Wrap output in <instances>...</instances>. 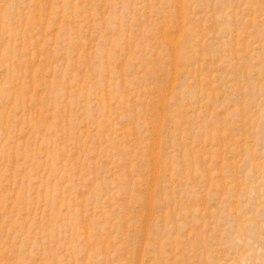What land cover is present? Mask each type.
I'll list each match as a JSON object with an SVG mask.
<instances>
[{"label": "rangeland", "instance_id": "obj_1", "mask_svg": "<svg viewBox=\"0 0 264 264\" xmlns=\"http://www.w3.org/2000/svg\"><path fill=\"white\" fill-rule=\"evenodd\" d=\"M0 264H264V0H0Z\"/></svg>", "mask_w": 264, "mask_h": 264}]
</instances>
